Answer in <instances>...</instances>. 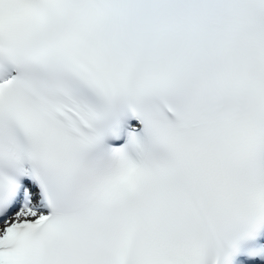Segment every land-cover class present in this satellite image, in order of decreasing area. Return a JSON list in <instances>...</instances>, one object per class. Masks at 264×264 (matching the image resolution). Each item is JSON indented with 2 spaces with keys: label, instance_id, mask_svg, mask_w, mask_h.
<instances>
[{
  "label": "snow or ice",
  "instance_id": "6c2138e0",
  "mask_svg": "<svg viewBox=\"0 0 264 264\" xmlns=\"http://www.w3.org/2000/svg\"><path fill=\"white\" fill-rule=\"evenodd\" d=\"M0 264H264V0H0Z\"/></svg>",
  "mask_w": 264,
  "mask_h": 264
}]
</instances>
